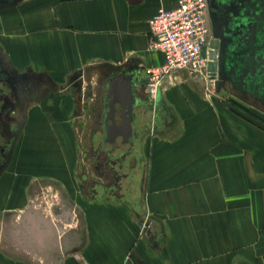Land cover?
Listing matches in <instances>:
<instances>
[{
	"label": "crops",
	"instance_id": "obj_1",
	"mask_svg": "<svg viewBox=\"0 0 264 264\" xmlns=\"http://www.w3.org/2000/svg\"><path fill=\"white\" fill-rule=\"evenodd\" d=\"M177 1L37 0L19 25L5 23L6 58L46 72L58 88L53 107L39 116L48 129L38 135V154L25 159L18 143L0 178V212L15 213L0 234V264H264V120L237 109L212 81L209 87L185 72L164 79L152 99L155 117L142 121L141 169L132 185L93 191L76 171L70 114L79 94L96 95L72 82L128 74L134 89L144 67L163 60L148 48L147 20ZM51 111L53 118L45 116ZM34 163L36 175L29 172ZM34 181L64 196L56 218L29 203L8 205ZM38 214L58 230L54 237L42 235Z\"/></svg>",
	"mask_w": 264,
	"mask_h": 264
},
{
	"label": "flooded vegetation",
	"instance_id": "obj_2",
	"mask_svg": "<svg viewBox=\"0 0 264 264\" xmlns=\"http://www.w3.org/2000/svg\"><path fill=\"white\" fill-rule=\"evenodd\" d=\"M205 2L207 42L203 45V50L207 63L210 61L209 55L214 57L212 61L216 63V69L209 73L208 81L213 82L219 72L224 76L227 75L230 78L225 80L221 87L219 86L220 92L238 98L264 113V0H205ZM119 75L121 74L105 79L99 78L95 84H91L88 79L84 91L86 95L94 92L96 97L93 99L97 107L95 114L93 113L95 117L92 116L94 121L91 123L89 139L79 141V147L87 152L85 156L88 165L81 164L78 174L86 177L87 186L93 191L111 189L114 193H118L124 185H132L134 175L141 169L137 164L141 155L139 143L143 127L148 124L142 121L150 115L155 117L154 113L159 106L158 102L152 100L147 93L146 77L139 79L133 91L138 96L137 99H141L144 104L139 100L133 103L132 135L127 142H123L121 136H117L111 142L106 141L104 118L110 94V82L113 77ZM260 76L262 79L258 81ZM4 80L9 82L10 78L5 76ZM2 92L0 99L5 97V101L4 105L0 103V170L3 168L6 170L18 154L17 137L20 120L17 119L16 123L14 119L16 117L14 114L19 110L13 102L14 93L12 95L8 90ZM116 107L115 121L119 125L122 119L119 105ZM14 215L12 211L0 212V218L8 221ZM24 219L23 216L20 218L17 227L20 234L24 230L21 224Z\"/></svg>",
	"mask_w": 264,
	"mask_h": 264
},
{
	"label": "rangeland",
	"instance_id": "obj_3",
	"mask_svg": "<svg viewBox=\"0 0 264 264\" xmlns=\"http://www.w3.org/2000/svg\"><path fill=\"white\" fill-rule=\"evenodd\" d=\"M36 4L37 0H0V35L4 32V25L6 22L15 20V24L19 25V19L22 12L27 11L28 9L36 10ZM2 40L3 38H0V81L2 82L0 83V92L3 93V90H8L12 92V95L14 93L13 102H15L14 105L19 108L15 114L13 113L16 115L14 119L16 123L17 119L20 120L18 126L20 130L17 137L18 143H20L23 147V155L25 156V159L31 158L32 155L38 154L36 150L38 146L42 145V141L40 138L38 139V135H41L44 132V128L45 133L48 129V125L46 124L43 126L41 122L40 117L42 116V107H47V111L53 107V100H56L53 99V97L56 89L58 88V83H53L46 72H43L42 70L37 71L30 65L24 66L22 69L20 67L13 66L11 61L6 58L4 46L1 42ZM5 76L10 78L9 82H5ZM90 76L89 74H86L84 79L80 78L79 81H73L72 84L80 87L82 84H86L88 82L87 80L91 78ZM96 79L97 78L94 80L90 79L91 84H95ZM208 82L209 87H211V82ZM230 97L233 99L234 103H236L235 105L237 109L245 112L247 115H250L255 119L264 120V113H262L261 110L242 102L238 98L232 96ZM4 101L5 97L0 99V103L2 102L1 105H4ZM81 101L83 102L82 104H80ZM77 103L78 104H74L77 105V110L74 107L73 112L70 114V122L72 125V133L75 140L77 156L76 171L77 173H80V165L82 164L83 166H87L88 161L85 156L87 152H84L85 149L82 150L79 147V141L80 139H89L92 127L91 123L94 121L92 116L95 114L94 111L96 110L97 104L93 99L89 100L86 99V96L82 97V94H79ZM88 114L89 117H87ZM45 116L53 118L52 111L50 113H46ZM7 117H9V113H7ZM32 149L35 150L32 152ZM27 162H24V164ZM30 162L28 163L31 164ZM29 166L33 167L29 168V172L35 173L36 175V163H34V166L33 164ZM10 167L11 166L7 167L6 170L10 169ZM3 169L0 170V178L2 179H4V173L6 172V170ZM24 169L25 171H28L26 168ZM8 184L9 183L4 182L3 186H8ZM28 191L29 193H23L22 195H18V197L15 195L16 198H14L12 202H9L8 205L13 204L15 200L18 201L15 202L17 206H24L29 203L31 207L42 210L45 215H48L51 218H56V213L58 212V202L60 199L64 202V199L62 198L64 196L60 194L56 187L43 183L38 184L34 181L31 186H29ZM7 222H9L7 219L0 218V234L3 233L4 225Z\"/></svg>",
	"mask_w": 264,
	"mask_h": 264
},
{
	"label": "built area",
	"instance_id": "obj_4",
	"mask_svg": "<svg viewBox=\"0 0 264 264\" xmlns=\"http://www.w3.org/2000/svg\"><path fill=\"white\" fill-rule=\"evenodd\" d=\"M205 7V0H178L175 6L159 8L148 18V48L163 56L160 64L144 67L146 89L152 99L164 79L174 73L208 80L207 58L202 55L207 42Z\"/></svg>",
	"mask_w": 264,
	"mask_h": 264
},
{
	"label": "water",
	"instance_id": "obj_5",
	"mask_svg": "<svg viewBox=\"0 0 264 264\" xmlns=\"http://www.w3.org/2000/svg\"><path fill=\"white\" fill-rule=\"evenodd\" d=\"M202 55L205 56L203 47H202ZM210 61L207 63V71L208 74L216 69V63L213 60L214 57L210 56ZM212 74V73H211ZM258 79L260 81L262 79ZM227 75L224 76L220 72L217 76V78L213 79V85L214 90L216 92H220V85L224 83L225 80L229 79ZM133 80V76H130L128 74L119 75L118 77H113L110 82V94L109 99L107 102V110H106V116L104 118V123L106 125V131H107V138L106 141H113L117 136L122 137L123 142H127L128 138L132 135V123L134 121V115L132 113L133 108V94H132V86L131 82ZM220 86V87H219ZM260 99L262 97L260 96ZM116 105H119L120 110V117H121V124H116L115 118H116V111L117 107ZM110 122V123H109ZM31 208L23 215V218H30L31 217ZM38 220L40 223L44 225V230L42 231V235L54 237L56 235L55 229L51 227L50 221L47 217L43 216L42 214H38ZM32 227L29 228V231L26 233H31ZM60 233H62L61 230H59ZM18 233V230H17ZM42 238V236L40 237ZM42 247H44L42 245ZM46 252H48L47 247H44Z\"/></svg>",
	"mask_w": 264,
	"mask_h": 264
},
{
	"label": "bare ground",
	"instance_id": "obj_6",
	"mask_svg": "<svg viewBox=\"0 0 264 264\" xmlns=\"http://www.w3.org/2000/svg\"><path fill=\"white\" fill-rule=\"evenodd\" d=\"M107 135V134H106Z\"/></svg>",
	"mask_w": 264,
	"mask_h": 264
}]
</instances>
